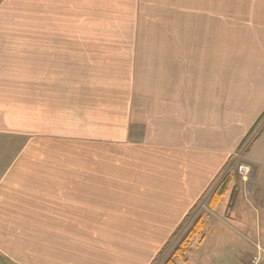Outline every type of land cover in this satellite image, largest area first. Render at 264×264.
<instances>
[{"label":"crops","instance_id":"obj_1","mask_svg":"<svg viewBox=\"0 0 264 264\" xmlns=\"http://www.w3.org/2000/svg\"><path fill=\"white\" fill-rule=\"evenodd\" d=\"M143 1L0 0V264H153L264 113V62L246 68L229 106L216 101L209 112L186 109L147 72L126 86L108 44L146 18ZM223 1L174 8L192 22L186 36L216 39L224 11H236L263 43L264 0ZM83 106L86 129L62 136L61 123ZM257 128L245 151L256 170L252 204L264 193V123ZM63 137L74 142L69 182ZM244 190L228 213L247 203L240 214L252 227ZM64 219L70 226H56Z\"/></svg>","mask_w":264,"mask_h":264},{"label":"rangeland","instance_id":"obj_2","mask_svg":"<svg viewBox=\"0 0 264 264\" xmlns=\"http://www.w3.org/2000/svg\"><path fill=\"white\" fill-rule=\"evenodd\" d=\"M223 2V8H229L227 2L230 0ZM193 3H198V0H144L143 7L148 9L144 12L146 18L139 16V18L133 19L135 24L125 29L121 42L108 44L109 48L112 45L113 47L110 48L111 50L107 49L110 50L111 59H115L119 63L118 68H126V75H123V83L126 86L129 87L133 80L130 77L147 72L145 77L158 83L166 82L167 88H173L181 99L188 102L186 109L190 108L191 112L193 110L196 112L206 108L209 112L213 110L216 101L224 106H229L234 101L231 97L232 92L238 93L236 91L237 84L244 82L247 77L246 73L249 72L246 71V68L259 67L264 62V57H262L264 42L253 41V36L249 33L253 28L248 25L252 21L236 11H224L221 29L217 28V32L221 31V34L216 39L214 36L207 37L206 34L204 36L193 34L186 36V29H194L192 22L189 23L188 28L185 27L183 11L174 8L178 6L183 8ZM159 6L163 9H157ZM187 13L189 14L188 21L189 19L190 21L198 20L191 16L193 12ZM200 29V32H204V27ZM195 30L197 31L198 28ZM105 31L106 29L95 28L93 32L103 34L102 32ZM206 33H208V29ZM79 70L82 71L81 66ZM80 77H82L81 73ZM177 103L179 101L176 98L175 107H180ZM85 111V106L79 107L77 111H74L71 120L69 118V121L61 123L62 136L67 133L73 135L71 132L86 129V117L82 115ZM260 120L256 128L253 129L254 125L247 138L242 142L239 151L234 153L229 163L217 176L216 183L208 194L194 207L193 213L188 217L181 230L159 253L153 264H164L186 233L193 228L198 218L203 219L205 229L193 237L184 257L175 259L177 264L246 263L252 254L257 252V243L264 249V219L259 209L264 206V193L260 194L252 204L249 196L251 191L249 184L255 181L256 170L245 157L247 146L258 136L257 127L264 123V118ZM258 131V133L261 132ZM72 144L74 142L66 141L65 137L58 144L63 146L60 148L63 150V155H57V159L59 156L62 160V174L67 176L66 179H63L64 182L70 180V146ZM226 177L230 178L228 189L232 184H235L237 196L239 190L244 187V192L246 191L247 194L246 201L251 204L249 216L252 227H250L248 219L246 220L240 214L246 211L244 204L247 203L243 204L244 209L240 206L238 210H235L233 219H230L228 212L234 209L236 201L230 209L228 207L230 200L223 201L219 205L221 200L218 203L219 207L217 205L216 208L210 205L213 193ZM50 221L51 223H47V226L54 225V220H46V222ZM30 222V225L34 226L36 220H30ZM56 222L59 223L56 226H70V220H55V224ZM44 236L47 238V242H53L55 239L53 234ZM82 237L80 236V238ZM1 243L3 242L1 241ZM1 264L6 263L1 261Z\"/></svg>","mask_w":264,"mask_h":264},{"label":"trees","instance_id":"obj_3","mask_svg":"<svg viewBox=\"0 0 264 264\" xmlns=\"http://www.w3.org/2000/svg\"><path fill=\"white\" fill-rule=\"evenodd\" d=\"M263 118H264V113L262 114L260 119H263ZM259 121H261V120H258V122L255 124L253 129L256 128ZM229 185H230V178L226 177L225 180L217 186L215 192L213 193V195L211 197V201H210V205L213 208H216L218 203L226 195ZM236 197H237V190H236V188H234L232 191L231 197H230V203L228 205L229 209L232 208V206L234 205V203L236 201ZM193 211H194V209H192L191 212L188 214V216L185 217L182 224L179 226L176 234H178V232L181 230V228L186 223L188 217H190V215L193 213ZM204 229H205V223H204L203 219L198 218L197 221L195 222L193 228L190 229L186 233V236L180 241L179 245L176 247V249L174 250L172 255L169 258H167V260L164 262V264H177L175 259L184 257L185 252H187L189 247H190V242L193 239V237L202 233L204 231ZM201 240L203 241V237L201 238Z\"/></svg>","mask_w":264,"mask_h":264},{"label":"built area","instance_id":"obj_4","mask_svg":"<svg viewBox=\"0 0 264 264\" xmlns=\"http://www.w3.org/2000/svg\"><path fill=\"white\" fill-rule=\"evenodd\" d=\"M257 247V252L252 254V257L245 264H264V249L260 245H257Z\"/></svg>","mask_w":264,"mask_h":264}]
</instances>
